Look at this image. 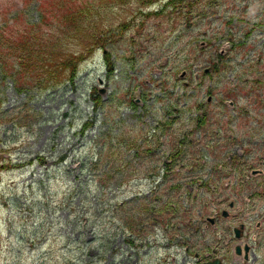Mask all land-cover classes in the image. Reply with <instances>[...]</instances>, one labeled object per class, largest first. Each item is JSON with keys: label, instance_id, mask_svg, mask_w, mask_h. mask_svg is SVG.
Returning a JSON list of instances; mask_svg holds the SVG:
<instances>
[{"label": "rangeland", "instance_id": "1", "mask_svg": "<svg viewBox=\"0 0 264 264\" xmlns=\"http://www.w3.org/2000/svg\"><path fill=\"white\" fill-rule=\"evenodd\" d=\"M150 1L101 8L92 28L80 27L65 41L64 54L77 55L92 30L123 24L122 36L106 46L112 73L97 48L72 80L18 91L0 77V264H184L193 253L182 251L181 242L207 253L221 241L215 246L223 250L232 226L241 222L252 232L264 219V200L249 199L251 185H241L240 175L218 179L211 172L207 185L192 187L196 197L185 201L188 188L177 191L178 211L172 207L163 215L170 228L148 227L136 240L138 251L127 243L123 213L135 204L130 197L152 187L149 170L174 147L183 153L171 164L173 179L158 190L162 201L179 198L168 183L194 177L231 153L242 161L264 159V0ZM8 2L17 11L25 0ZM37 6L29 0L23 16L37 20ZM156 9L161 12L154 14ZM219 50V71L202 75ZM182 68L187 74L179 79L176 69ZM149 75H163L165 82L151 86L147 96L157 100L145 101L140 87L132 91ZM164 90L166 98L159 92ZM132 98H139L136 106ZM224 99H233L235 107ZM198 102L207 113L202 126L195 121L202 112ZM86 121L91 124L82 130ZM147 145L156 150L150 158ZM222 208L229 217L218 216L215 224L203 217ZM187 215L193 227L201 222L198 233L191 232Z\"/></svg>", "mask_w": 264, "mask_h": 264}, {"label": "trees", "instance_id": "2", "mask_svg": "<svg viewBox=\"0 0 264 264\" xmlns=\"http://www.w3.org/2000/svg\"><path fill=\"white\" fill-rule=\"evenodd\" d=\"M8 1L5 0V4L0 3V77L3 81L10 78L18 91L31 88L32 85L43 87L55 84L66 71V75L72 78L80 61L94 47L104 46L114 35L122 32L123 24L99 32L94 29L89 33L92 39L85 52L66 55L62 50L64 43L72 39V35L80 28L79 22L83 27L92 28L88 22L98 16L101 8H108L115 3L121 4L124 0H34L38 5L39 18L36 21L27 20L23 16L22 9L25 4H21L19 11L13 12L8 9ZM28 1L25 0V3ZM174 2L177 3L178 0H168L166 6ZM160 12L156 11L154 14ZM104 59L107 71L112 72L113 64L108 52ZM95 105H98L97 101ZM154 196L151 200L159 198ZM173 204L170 199L159 204L160 208L152 209L148 203H143L137 218L147 214L155 219L172 208ZM134 233L142 236L140 231L134 230Z\"/></svg>", "mask_w": 264, "mask_h": 264}, {"label": "flooded vegetation", "instance_id": "3", "mask_svg": "<svg viewBox=\"0 0 264 264\" xmlns=\"http://www.w3.org/2000/svg\"><path fill=\"white\" fill-rule=\"evenodd\" d=\"M161 172L163 173V170ZM259 175H264V172L260 173ZM148 178L150 180L152 179L155 182L158 178H160L162 182L165 181V176L163 174L159 177H156L153 171H151V175H149ZM260 184L264 185V182L261 181ZM253 187L254 189L258 188L256 182L253 184ZM239 226L242 227L241 236L239 238L229 236V240L224 241L227 243V245H223V247H228L221 250L219 247L213 246L207 253L192 251L193 256L191 258L184 259V264H202L211 261L215 257H218L222 264H264V219L257 220V222H255V228L252 232H245L243 223H239ZM249 235H251V240L248 239ZM246 242L249 243V255L247 259H245L243 250V245ZM235 243L242 244L243 248L241 247L240 249L243 252L242 255H234L233 248ZM189 250H191L190 243H185L184 251L185 253H187V255L190 254ZM169 257L171 258V260L175 259V256L173 254H170ZM173 264H175L174 261Z\"/></svg>", "mask_w": 264, "mask_h": 264}, {"label": "water", "instance_id": "4", "mask_svg": "<svg viewBox=\"0 0 264 264\" xmlns=\"http://www.w3.org/2000/svg\"><path fill=\"white\" fill-rule=\"evenodd\" d=\"M203 264H220V263L218 262V260H214V261H212L210 263H203Z\"/></svg>", "mask_w": 264, "mask_h": 264}]
</instances>
